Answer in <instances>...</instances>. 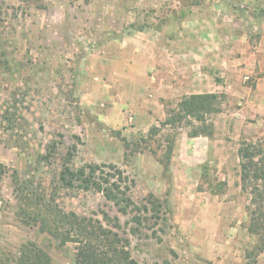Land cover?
Returning <instances> with one entry per match:
<instances>
[{
  "label": "rangeland",
  "instance_id": "rangeland-1",
  "mask_svg": "<svg viewBox=\"0 0 264 264\" xmlns=\"http://www.w3.org/2000/svg\"><path fill=\"white\" fill-rule=\"evenodd\" d=\"M201 93L225 96L211 138L161 126ZM263 138L264 0H0V264L30 241L75 264L77 244L22 214L14 175L120 231L138 264H264L238 155ZM52 143L76 148L75 169L100 166L130 213L94 190L55 192L61 157L39 163Z\"/></svg>",
  "mask_w": 264,
  "mask_h": 264
},
{
  "label": "trees",
  "instance_id": "trees-1",
  "mask_svg": "<svg viewBox=\"0 0 264 264\" xmlns=\"http://www.w3.org/2000/svg\"><path fill=\"white\" fill-rule=\"evenodd\" d=\"M28 1V0H26ZM79 1V0H71ZM89 2L90 0H80ZM222 94L201 93L184 96L175 107L166 108V120L162 127L188 128V136L192 138L214 135V125L209 122V117L220 112L223 101ZM8 121L13 122V120ZM158 131L157 127L152 129ZM114 135L120 136L117 131ZM75 148V147H74ZM75 151H68L60 155L56 143L49 144L44 155L39 157V163L50 164L58 156L61 157L62 167L56 179L55 192L60 188L94 190L102 193L105 198L114 203L124 215L130 213L133 205L127 193L121 190L117 182L102 179L97 173L98 165H87L73 168L72 161ZM241 166L242 190L249 196L247 212L250 216L248 232L259 239V246L264 247V138L257 142H244L239 149ZM16 193L20 202L30 206L32 211L21 207L20 211L30 220L39 223L40 231L49 234L62 245L72 242L77 244L75 264H138L129 250L130 241L120 231H116L101 220L79 216L75 212H65L56 201V197L47 196L44 189L30 188L27 181H21L14 175ZM152 211L160 213L161 205L150 199ZM148 211V207H144ZM111 223L112 218L104 216ZM136 223L142 225V216L135 217ZM120 228L119 224H114ZM138 228L133 229L137 233ZM51 264V257L35 242H27L20 248L19 254L13 259H6L4 264Z\"/></svg>",
  "mask_w": 264,
  "mask_h": 264
},
{
  "label": "crops",
  "instance_id": "crops-1",
  "mask_svg": "<svg viewBox=\"0 0 264 264\" xmlns=\"http://www.w3.org/2000/svg\"><path fill=\"white\" fill-rule=\"evenodd\" d=\"M177 85V84H176Z\"/></svg>",
  "mask_w": 264,
  "mask_h": 264
}]
</instances>
